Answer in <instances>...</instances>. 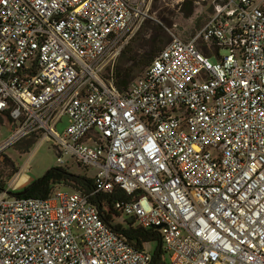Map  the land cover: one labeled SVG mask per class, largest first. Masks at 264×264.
I'll return each instance as SVG.
<instances>
[{
  "label": "built area",
  "instance_id": "2783aa9c",
  "mask_svg": "<svg viewBox=\"0 0 264 264\" xmlns=\"http://www.w3.org/2000/svg\"><path fill=\"white\" fill-rule=\"evenodd\" d=\"M152 2L0 0V154L35 136L94 185L18 197L24 163L0 191V264H149L95 194L159 232L168 264H264V0L216 6L121 92L114 66Z\"/></svg>",
  "mask_w": 264,
  "mask_h": 264
},
{
  "label": "rangeland",
  "instance_id": "374dc122",
  "mask_svg": "<svg viewBox=\"0 0 264 264\" xmlns=\"http://www.w3.org/2000/svg\"><path fill=\"white\" fill-rule=\"evenodd\" d=\"M226 1L153 0L150 9L152 18L143 24L137 35L117 60L113 70L114 79H127L131 83L141 77L150 64V60L172 40V35L184 41L191 40L214 16L216 6L223 5ZM198 45L201 46V42H198ZM221 53L225 54L224 51ZM212 61H215V58H212ZM1 118L3 123L0 125V143L11 136V132L7 128V119L5 117ZM67 124L68 118L64 117L57 125L56 131L62 133L66 129ZM38 142L35 136H29L0 154V180L2 182L9 183L15 172L24 163L28 164L27 176L30 179L26 186L42 178L51 168L60 166L57 162V149L51 143L45 142L38 145ZM63 158L67 162L64 167L71 169V173L84 175L83 171H87L91 175L93 172L92 168H79L70 158ZM56 187L60 190H74L70 185L62 184L56 185ZM128 221L130 219L125 215L112 216L114 225L121 224L124 227H129ZM136 225L137 223L134 222L133 226ZM156 248L157 243L155 242L143 244V249L151 255Z\"/></svg>",
  "mask_w": 264,
  "mask_h": 264
},
{
  "label": "trees",
  "instance_id": "16d2710c",
  "mask_svg": "<svg viewBox=\"0 0 264 264\" xmlns=\"http://www.w3.org/2000/svg\"><path fill=\"white\" fill-rule=\"evenodd\" d=\"M198 47L204 53L208 54V50L204 46V44H201V46L198 45ZM152 60H150V63L152 62ZM131 83L128 82L127 79L117 78L115 80V85L121 92L126 91ZM0 117L2 116L0 115ZM0 121L1 125L3 123L2 118L0 119ZM83 174L84 175H76L74 173H71V169H69L68 167H54L48 170L42 178L31 182L24 189H21L13 194L18 197H48L54 190L58 189L56 185L64 184L73 187L74 190L68 191H77L85 195H89L94 191L93 181L91 175L87 173V171H83ZM7 184L8 183L2 182L0 180V191L5 190ZM112 198L113 197L111 196L109 197L102 194H95L90 197V202L98 207L107 224L113 230L121 234L130 244H132L136 248L143 249L144 243H157V248L152 254V259L149 264H168L167 253L164 250L159 232L154 230H146L137 225L133 226L134 221L132 220L128 221L129 227H124L121 224L114 225L112 223V216H119V214L114 213L111 209ZM104 208H109V211H105Z\"/></svg>",
  "mask_w": 264,
  "mask_h": 264
},
{
  "label": "water",
  "instance_id": "95a60500",
  "mask_svg": "<svg viewBox=\"0 0 264 264\" xmlns=\"http://www.w3.org/2000/svg\"><path fill=\"white\" fill-rule=\"evenodd\" d=\"M8 128V127H7ZM12 129H14V127H12Z\"/></svg>",
  "mask_w": 264,
  "mask_h": 264
}]
</instances>
